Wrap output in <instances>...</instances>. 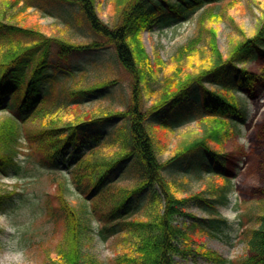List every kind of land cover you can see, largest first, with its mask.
<instances>
[{"label":"trees","instance_id":"16d2710c","mask_svg":"<svg viewBox=\"0 0 264 264\" xmlns=\"http://www.w3.org/2000/svg\"><path fill=\"white\" fill-rule=\"evenodd\" d=\"M33 1H0V170L10 165L21 168L16 158L23 141L28 162L39 167L55 170L74 159L70 182L87 199L95 196L90 210H98L99 201L101 218L117 220L125 231L127 247L115 264H176L173 258L180 250L174 241L182 233L176 217L185 213L191 200L215 211L229 190L237 188L244 202L257 201L259 212L240 237L246 245L245 257L234 263L264 264V117L249 135V145L241 143L238 122L246 117V110L237 96L240 91L255 97L264 86V0H249L246 5L242 0L225 4L224 0H163L166 5L154 7L148 5L153 0H112L109 23L102 20L97 0H66L78 8L74 22L87 27L90 39L85 44L24 26L18 19ZM11 4H15L12 9ZM243 5L259 9L260 28L252 37L236 19V9ZM52 7L41 10L51 13ZM199 7L204 8L196 35L169 63L158 57L152 60L142 30L156 20L171 21ZM225 21L233 32L227 55L218 46V25ZM203 41L208 45L201 47ZM103 51H112L111 57L92 62V69L106 72L104 76L93 77L89 68L73 69L75 58ZM248 62L254 66H244ZM124 84L128 94L120 93L121 109L82 108L88 97L111 93ZM190 116L197 118L201 134L180 142L162 160L163 139ZM108 126L111 130L103 139L100 132ZM201 151L208 165L190 161ZM182 162L190 169L199 165L205 172L214 168L211 177L217 182L208 190L217 202H210L202 191L181 194L179 182L167 173ZM241 162L245 172L237 175ZM120 169L136 175L134 184L100 192ZM54 177L55 191L43 196L59 237L54 252L49 253L50 248L44 252L49 264H85V215L91 211L86 202L80 208L70 202L69 179L56 173ZM15 194V190L0 194V205L11 204ZM134 202L140 215L129 219L126 209ZM201 253L227 264L216 252L203 249Z\"/></svg>","mask_w":264,"mask_h":264},{"label":"rangeland","instance_id":"374dc122","mask_svg":"<svg viewBox=\"0 0 264 264\" xmlns=\"http://www.w3.org/2000/svg\"><path fill=\"white\" fill-rule=\"evenodd\" d=\"M227 1L224 0L221 3L225 4ZM248 1L242 0L241 3L246 5ZM33 2L32 7L29 6L22 18L18 19L23 20L24 26L38 29L48 36L58 37L65 41L82 44L88 42L90 35L86 30L87 27L85 25L80 27L74 22L78 15L76 6L69 4L66 0H34ZM168 2L176 3L178 0H168ZM55 3L65 4L56 5L57 9H54ZM110 3L112 0H97L101 18L106 23H109L110 20L108 11ZM156 3L166 5L163 0H153L148 5L154 7ZM14 6L15 4H11L10 9ZM42 6L44 8L53 6L51 13L41 10ZM242 7H237L236 19L246 34L252 37L260 28V23L257 20L259 9L256 6L253 10L244 5ZM203 8L199 7L188 11L183 17L175 16L171 21L156 20L144 28L141 38L151 59L155 60L158 57L165 63H169L175 52L196 35L198 17ZM68 18L70 21L67 20ZM218 27V46L227 55L230 35L233 33L232 27L229 21L219 24ZM206 44L208 45L206 41H203L200 45L203 47ZM111 55L112 51H103L79 56L74 59L73 69L75 68L77 72L83 68L92 69V62L110 58ZM244 66L251 68L254 65L252 62H248ZM96 74L104 76L106 72L92 69L91 75L97 77ZM122 86L123 88L121 86L114 88L111 93L102 92L88 97L83 102L82 108L90 110L101 106L121 109L123 103L120 93H122L121 95L128 94L126 84ZM237 96H240L239 100L246 110V117L238 122L240 129L238 139L248 146L249 135L259 120L264 117V86L256 92V96L253 98H247L241 92L237 93ZM197 122L196 117L193 116L188 119L184 118L180 124L175 125L174 129L167 133L168 135L163 139L161 146L162 160L167 159L180 142L193 139L201 134ZM110 130L111 127L108 126L100 132L103 139L106 138ZM157 132L161 134L163 131L159 128ZM21 150L22 153L16 158L21 168L10 165L6 170H0V194L16 191L13 196L16 200L9 205H0V245L17 248L26 258L28 264H49L44 251L50 248L52 250L49 253L54 252L53 244L58 240L59 233L57 234L54 222L49 221L51 217L46 214L43 195L52 194L55 191V173L61 178L69 179L67 197L77 208L82 207L86 202L88 210H90L96 199L91 194L90 199H87L86 195L78 192L74 184L70 182V170L74 166V160L60 164L56 170H49L39 167L37 162H28V147L24 141L21 144ZM238 166V175H242L245 172L244 165L241 163ZM167 175L179 182L177 184L181 194L202 191L211 197L209 198L210 202H217L218 197L208 190L214 188L212 185H216L217 182L212 180L211 173L196 170V167L191 170L187 162H182ZM135 179V174H128L124 169H120L113 178L108 180L106 188L104 187V190L102 189L103 191L100 190V192H106L105 190H108L110 186L114 187L113 191L118 187H129L134 184ZM237 179L238 177L234 182H237ZM143 201L144 199L140 200L141 203ZM136 206L137 203L134 202L126 209V216L129 219L140 213V208ZM204 206L200 207L198 202L191 200L184 208L185 213L176 217L175 222L182 233L174 241L175 246L180 250L175 253L174 262L176 264H219L202 255V250L206 249L218 253L226 260L227 264H235L233 262L244 258L247 252L246 245L240 237L242 231L255 222V216L259 212L257 201L247 199V202H244L241 191L234 188L229 190L225 202L217 203L215 211ZM97 207L100 211L99 201ZM98 210H90L91 214L87 212L85 215L87 225V234L83 245L85 264H115L114 261L124 253L127 247V243L124 242L125 231L120 229L117 220L102 219L101 215L104 214V211L99 214ZM211 220H216L215 223L220 225L210 224ZM113 230L117 232L113 233ZM12 258L6 252H0V264H4L5 261Z\"/></svg>","mask_w":264,"mask_h":264},{"label":"clouds","instance_id":"9594fccd","mask_svg":"<svg viewBox=\"0 0 264 264\" xmlns=\"http://www.w3.org/2000/svg\"><path fill=\"white\" fill-rule=\"evenodd\" d=\"M0 252H6L8 255L12 256V259H9L4 262V264H28L26 258L19 250L10 245H0Z\"/></svg>","mask_w":264,"mask_h":264}]
</instances>
